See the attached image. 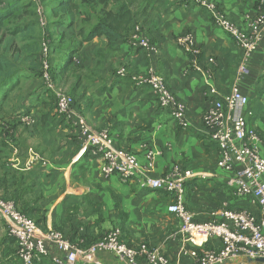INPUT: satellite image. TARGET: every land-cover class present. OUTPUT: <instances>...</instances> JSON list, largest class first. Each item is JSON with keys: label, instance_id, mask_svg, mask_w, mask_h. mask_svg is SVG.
<instances>
[{"label": "crops", "instance_id": "crops-1", "mask_svg": "<svg viewBox=\"0 0 264 264\" xmlns=\"http://www.w3.org/2000/svg\"><path fill=\"white\" fill-rule=\"evenodd\" d=\"M46 1V28L41 29L48 31L53 47V83L74 100L72 118L83 119L91 129L107 130L115 147L134 154L153 178L174 165L205 176L186 184L183 204L195 222L218 221L211 214L223 208L258 216L252 199H238L226 188V176L216 166V148L202 135L201 114L214 97L228 95L239 75V87L250 100L249 124L261 137L264 157V38L239 74L243 50L214 28L208 10L185 0ZM208 1L244 32L246 16L258 14V0ZM62 2L64 11L53 14ZM121 7L127 20L112 21L117 37L111 47L103 36L85 41L105 13L116 14ZM136 24L157 52L152 59L125 43ZM36 33L40 34L38 27ZM184 33H191L201 48L202 72H188V57L175 45V38ZM36 62H40L37 55ZM150 65L185 106L189 124L185 129L161 111L148 87L113 75L124 67L131 75L143 76ZM26 66L0 88V199L13 201L43 230L60 231L82 247L117 228L123 243L158 249L169 264H199L205 251L220 249L218 238L195 247L175 234L180 222L167 211L173 203L170 195L141 189L133 180L104 177L101 158L87 153L78 132L56 113L53 93L43 89L39 68ZM206 73L212 77L213 95ZM148 150L159 152L151 168L145 160ZM34 156L38 161L29 165ZM48 249L49 255L33 264H54L51 257L62 258L54 246ZM15 254V240L8 238L0 221V264H22ZM88 264L124 263L110 252H99ZM226 264L259 263L239 257Z\"/></svg>", "mask_w": 264, "mask_h": 264}, {"label": "built area", "instance_id": "built-area-1", "mask_svg": "<svg viewBox=\"0 0 264 264\" xmlns=\"http://www.w3.org/2000/svg\"><path fill=\"white\" fill-rule=\"evenodd\" d=\"M185 1L208 10L212 14L211 23L214 28L226 34L243 50L238 68L240 74L246 60L264 38V0L257 1V15L253 18L246 16L247 32L217 13L213 2ZM31 2L35 5L34 11L39 26L44 28L46 20L42 3L40 0ZM127 45L133 51H141L148 59H152L157 53L139 24L131 29ZM175 45L188 57V72H202L199 63L201 48L195 43L194 36L191 33L177 36ZM41 49L43 89L53 93L56 113L66 118L71 127L78 132L85 151L91 156L101 158L100 171L104 177L117 176L123 182L133 180L141 189L170 195L173 203L167 207V211L177 216L180 222L175 234L181 235L192 246L202 247L210 238H218L221 242L220 249L205 251L198 259L199 264H226L239 257L264 264V157L260 153L262 140L250 127L249 118L252 116L250 100L239 87V75L233 80L228 95L222 98L214 97L202 112L201 124L204 131L202 135L216 148V166L226 176V188L238 199H252L259 208V214L255 216L246 210L233 211L223 208L211 214L213 217L218 216L220 220L197 223L184 207V194L189 181L203 180L206 177L174 165L161 177L153 178L143 170L134 154L115 147L107 130L91 129L83 119L72 118L73 98L57 88L51 79L47 60L49 49L45 41H42ZM116 76L128 77L136 86L148 87L161 111L179 128L185 129L189 125L185 106L176 99L152 65L143 76L131 75L124 67L117 69ZM206 78L209 80L206 83L208 90L213 95L215 90L212 86V77L206 73ZM24 120L27 124L32 123L28 119ZM158 154L159 152L151 150L146 152L148 168H151ZM37 161V156H34L29 165ZM0 221L4 222L7 236L15 240V255L22 264H33L48 256L49 246H54L62 254V258L51 257L54 264H88L93 262L99 252H110L124 264H169L158 249H151L146 244L130 247L123 243L117 228L110 229L88 247L73 244L60 231L43 230L33 220L19 212L11 200L0 199ZM191 255L196 257L195 251H192Z\"/></svg>", "mask_w": 264, "mask_h": 264}, {"label": "trees", "instance_id": "trees-1", "mask_svg": "<svg viewBox=\"0 0 264 264\" xmlns=\"http://www.w3.org/2000/svg\"><path fill=\"white\" fill-rule=\"evenodd\" d=\"M20 1L21 0H0V88L7 80L13 78L19 71H21L20 69L25 65H27L26 67L29 69L39 68L38 73L41 77L42 41L47 43L49 49L47 60L50 67L49 72L51 73V79L53 80V70L51 65L53 47L51 45L49 33L48 31L45 32V29L42 30L39 27L37 16L34 11V3H32L31 0H25L24 2L19 3ZM40 1L43 8L46 9L48 6L47 1ZM65 5L66 2L59 3L57 7L53 9V14H56L58 11L63 12ZM124 9L125 7L119 8L116 14H113L112 12L105 13L98 24L88 32L85 41H91L96 37L103 36L108 41V47H111L112 40L117 37L112 21L119 23L127 20L126 14L123 13ZM29 10L32 11L33 19L31 21H26L23 18L19 19L20 16L27 15ZM37 27L40 30V34L36 33ZM132 28L133 26L131 29ZM131 29L124 38L126 44ZM18 38L21 39V43L23 44L18 45ZM27 41H31V44H27ZM36 55L40 58L39 64L36 62ZM116 71L117 70L113 72L114 77H117ZM37 225L39 226V224Z\"/></svg>", "mask_w": 264, "mask_h": 264}, {"label": "rangeland", "instance_id": "rangeland-1", "mask_svg": "<svg viewBox=\"0 0 264 264\" xmlns=\"http://www.w3.org/2000/svg\"><path fill=\"white\" fill-rule=\"evenodd\" d=\"M32 11L31 10H29V13L27 14V15H22V16H20L19 17V19H21V18H23L24 20H26V21H31L32 19H33V17H32V13H31ZM40 28H42L41 26H39ZM215 29H217V28H215ZM218 31H220L219 29H217ZM221 32V31H220ZM18 45H21V44H23V43H21V39L20 38H18ZM27 44H31V41H27L26 42ZM129 71V70H128ZM262 146V145H261ZM260 264V263H259Z\"/></svg>", "mask_w": 264, "mask_h": 264}]
</instances>
